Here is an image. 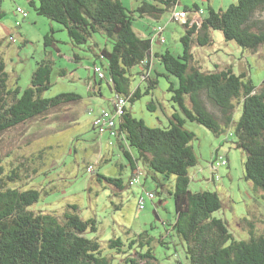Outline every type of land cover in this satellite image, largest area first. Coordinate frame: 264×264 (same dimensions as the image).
<instances>
[{
  "label": "trees",
  "instance_id": "1",
  "mask_svg": "<svg viewBox=\"0 0 264 264\" xmlns=\"http://www.w3.org/2000/svg\"><path fill=\"white\" fill-rule=\"evenodd\" d=\"M29 3L38 15L62 25L73 45L87 44L95 57L107 63L115 96L124 97L126 104L115 129L105 133L115 137L111 144L118 143L132 168L129 186H134L133 178L138 170L144 172L145 169L152 175L156 186L163 189L165 184L157 174L168 180L176 176L174 188L169 191L175 204V219L165 225L170 227L167 231H172L186 243L190 264H264V233L257 232L252 218H244L249 227L248 238H237L227 221L214 215L224 206L219 193L190 188L194 178H191L189 169L199 163V157L193 145L196 134L184 126L186 120L197 122L217 136L233 127L236 147L243 149L246 155L244 179L264 197V81L257 87L248 70L236 73L232 66L216 64L214 69H202L192 52L195 45L212 44L211 30H219L226 40L257 52L264 45V19L257 15L264 12V0H236L228 8L219 10L209 6L205 16L197 4L193 8L178 9L179 0H139L135 9L127 7L123 0H30ZM18 7L15 9L18 15L27 18L28 10L20 7L28 13L24 16L18 12ZM166 11L172 12L173 20H177L173 18L174 11L188 13L185 22L177 20L185 27L181 38L182 52L178 55L169 49L163 52L153 49V42L166 43L162 25H154L146 37L138 35L134 26L136 16L159 20ZM195 13L201 14V21L194 19ZM4 16L0 8V19ZM16 25L21 26V21ZM158 27L163 29L161 35ZM96 33L111 41L112 49L107 44L101 47L94 39ZM54 34L52 27L44 37L46 54L49 55V47L59 51ZM50 56L38 61L30 86L22 92L19 86H11L5 60L0 57V135L33 120L46 121L47 125L55 123L57 129H64L77 120L74 113L83 100L80 93L64 92L44 97L52 86L55 60ZM81 57V54L73 53L74 60L79 61ZM154 58L165 68L166 73L161 74L167 78L173 75L177 79V85L172 82L168 90L179 110L169 117L167 127L148 126L128 107V103L150 94L158 85V78L152 77ZM137 65L142 66L140 75L147 81L144 92L139 85L132 89L130 70ZM60 75H66L65 69H60ZM103 78L106 75L102 68L95 66L94 79L87 82L89 90L101 94ZM203 94L219 113L207 107ZM111 103L112 109H102L95 114L94 121L102 111L114 110ZM156 103L152 100L148 108L155 110ZM240 105L242 113L235 121L234 113ZM72 107L75 110L70 114ZM93 128L101 141L105 133H99L94 122ZM220 156L226 161L225 165L229 162L216 151L210 162L213 181L220 179L222 166L218 170L212 169L213 162ZM8 165L9 168L0 158V264H113L105 255L101 241L86 236L88 232L97 231L95 219L84 220L76 205H69L61 214L32 209L39 201L41 191L22 189L18 184L37 174L38 167L13 160ZM88 170L92 172L94 166H89ZM96 177L118 188L124 187L122 178L102 174ZM141 197L145 202L148 198L141 193L139 208ZM159 241L166 246L169 243L163 236ZM151 245L152 238L147 232L130 240L129 253L121 238L108 241L110 249L128 253L123 260L132 264H159Z\"/></svg>",
  "mask_w": 264,
  "mask_h": 264
},
{
  "label": "rangeland",
  "instance_id": "2",
  "mask_svg": "<svg viewBox=\"0 0 264 264\" xmlns=\"http://www.w3.org/2000/svg\"><path fill=\"white\" fill-rule=\"evenodd\" d=\"M235 1L179 0L178 9L193 8L197 4L203 9L205 16L209 6L216 10L226 9ZM123 2L130 9H135L139 0ZM0 5L6 12L0 19V57L5 60L11 86H19L21 92L24 91L31 84L38 61L51 55L55 60L51 75L52 86L44 93V97H54L64 92H78L83 97L74 113L77 120L64 129H57L55 123L47 125L46 121L33 120L0 135V158L7 168L10 160L38 167L37 174L18 184L22 189L36 188L41 191L39 201L31 208L61 214L69 205H76L78 214L84 220H96L97 231L88 232L86 236L101 241L105 255L110 257L113 264H132L123 260L131 252L128 244L132 238H138L145 232L152 238L151 246L159 264H190L185 250L186 243L181 242L172 231H167L170 227L165 225L175 219V204L169 191L174 188L176 176H171L168 180L157 174L165 184L163 189L156 186L152 175L144 169L140 182L137 180L134 186H129L132 168L118 143L111 144L115 137L105 133L99 141L100 136L93 128L95 114L105 108L112 109L111 101L115 96L106 69L107 63L95 57L88 50L87 44L73 45L63 26L38 15L29 0H3ZM18 5L29 11V17L25 20L15 11ZM171 14V11H166L159 20L136 16L134 26L138 35L146 37L150 35L154 25H162L165 28L166 43L153 42V49L162 52L169 49L178 55L182 52L181 38L185 27L181 22L173 20ZM257 15L264 19V12ZM17 19L22 24L18 28ZM52 27L55 29L54 35L58 39L57 47L60 52L49 47V55L46 54L44 37L51 32ZM211 38L212 44L204 47L195 45L192 49L195 61L200 63L202 69H214L216 64L232 66L236 73L246 69L253 83L257 87L261 86L264 81V45L257 52H252L235 41L226 40L219 30H211ZM94 39L99 41L101 47L106 44L109 49L113 47L112 42L100 33H96ZM74 52L83 57L79 61L74 60ZM95 66L101 67L106 75L102 79L101 94H94V90L89 94L87 86L88 80L94 79ZM62 68L66 75H60ZM141 71V65L131 68V85L132 89L141 86L144 92L147 81L142 80ZM161 73H166L165 68L154 58L152 77L158 78V85L150 94H144L134 103H128L133 115L143 119L151 127H167L169 117L179 110L168 90L172 82L177 85V79L173 75L167 78ZM203 98L212 112L219 113L204 94ZM152 100L157 102L155 110L148 108ZM70 110L72 114L75 108ZM241 113L240 105L234 113L235 121L240 118ZM184 126L196 134L193 145L199 157V163L189 169L191 178H194L190 188L193 191L208 189L219 193L224 206L214 215L227 221L235 237L248 238L249 227L245 217L252 218L258 233H264L263 193L244 179L246 155L243 149L236 147L234 128L217 136L197 122L186 120ZM217 150L229 162L221 167L220 179L213 181L210 162ZM41 151H44L42 156L37 157ZM89 166H94L92 172L88 170ZM97 174L122 178L124 187L118 188L104 180L99 181ZM150 191L155 194L152 199L148 196ZM141 193L148 197L142 209L139 208ZM160 236L169 242L167 246L159 241ZM113 238H121L128 253H117L110 249L108 241Z\"/></svg>",
  "mask_w": 264,
  "mask_h": 264
},
{
  "label": "built area",
  "instance_id": "3",
  "mask_svg": "<svg viewBox=\"0 0 264 264\" xmlns=\"http://www.w3.org/2000/svg\"><path fill=\"white\" fill-rule=\"evenodd\" d=\"M17 10L24 16L28 15L27 11L23 10L20 7H18ZM200 13H196V18H195L196 20H199V21L202 20ZM187 16H188V13L186 11H174L173 13V18L180 20L182 22L186 21ZM197 17H199V19H197ZM156 29L160 32V35H161L162 30H163L162 27H158ZM161 41L164 42V39H161ZM112 102L114 105V110L113 111H109V110L102 111L101 114H99V116L94 121L95 126L98 128V131L101 134L105 133L108 130L115 129L116 125L119 122V119L124 113V108L126 104V99L124 97L116 95L112 98ZM225 164H226V161L223 159L222 156H220L216 161L213 162L212 169L218 170L221 166ZM141 173L142 172L140 170L136 172V176L133 178L134 182H136L139 179ZM133 181H132V184L134 183ZM148 196L151 199L154 198V194L151 192L148 193ZM144 203H145V199L141 197L140 208H143Z\"/></svg>",
  "mask_w": 264,
  "mask_h": 264
},
{
  "label": "crops",
  "instance_id": "4",
  "mask_svg": "<svg viewBox=\"0 0 264 264\" xmlns=\"http://www.w3.org/2000/svg\"><path fill=\"white\" fill-rule=\"evenodd\" d=\"M29 1H30V0H29ZM2 2H3V0H0V4H1ZM18 6L24 8L22 5H18ZM0 8H1V11H3V12L5 13V15H6V12L2 9V6H1V5H0ZM24 9L27 10L26 8H24ZM28 13H29V11H28ZM28 17H29V15H28ZM28 17H27V18H28ZM195 18H196V13H195V15H194V19H195ZM22 19H23V18H22ZM25 19H26V18H25ZM25 19H23V20H25ZM195 20H196V19H195ZM17 21H21V20H20V19H17L16 22H17ZM16 26H17V25H16ZM21 26H22V24H21ZM21 26H17V28H18V27H21ZM26 42H27V39H25V43H26ZM91 92H92V91H90L89 94H90ZM93 92H95V90H94Z\"/></svg>",
  "mask_w": 264,
  "mask_h": 264
}]
</instances>
